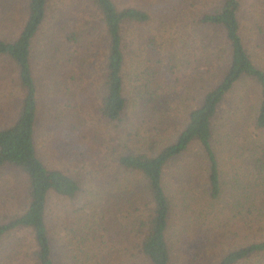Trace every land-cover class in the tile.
Returning <instances> with one entry per match:
<instances>
[{
	"label": "trees",
	"instance_id": "trees-1",
	"mask_svg": "<svg viewBox=\"0 0 264 264\" xmlns=\"http://www.w3.org/2000/svg\"><path fill=\"white\" fill-rule=\"evenodd\" d=\"M53 1L56 0H21L23 16L16 20L12 31L0 33V59L13 66L21 92L11 122L0 127V173L12 172L18 176L11 186L2 182L0 190L5 194L18 187L14 199L20 204L13 212H0V238L24 230L32 243L29 252L19 258L10 253L14 249L2 247L0 264H6L5 261L8 264H192L211 245L210 235L222 231L214 222L224 219V214L238 216L241 224L249 228L252 222L256 228H262L264 137L251 132H264V69L257 63L261 56L256 49L264 48L263 7L253 9L246 0H213L212 6L197 16L196 25L208 34L207 54L202 64L195 61L193 79L178 95L179 100H189L179 110L183 116L181 125L172 134L164 133V137L158 132H142L139 127L144 126L141 116L149 117L155 126L163 110L168 109L167 100L158 99L163 93L157 90L160 85V90L170 88L174 82L172 63L168 56L165 58L156 51L152 36L141 37L139 31L136 44L131 39L126 41L128 29L147 23L149 14L133 6L118 8L111 0H90L105 41L98 110L105 124L117 126L114 133L121 139V143L117 141V146L109 149L110 155H115L101 154L96 166L107 169V162H113L118 173L125 176L122 181L128 182L130 191L127 197L117 190L109 198L97 197L99 202L95 207L90 206L92 209L84 214L81 226H76V218L72 225L69 221L60 222L67 246L63 242L62 246H54L58 222L55 220L54 226L48 218V197L54 195L71 201L79 186L70 174L45 166L35 145L37 82L30 64L33 40L40 35L47 49L56 50L61 41L73 42L77 38L65 26L73 23L64 21L70 17L69 12L55 9L48 13ZM188 2L191 0H183L185 4ZM17 5L15 0H0V12L8 16V28L11 23L15 26L9 16ZM258 35L261 43L257 42ZM130 62L134 63L133 74L127 73ZM125 81L132 88L128 96L124 91ZM242 83L250 88L236 89ZM169 93L172 91L164 94ZM129 108L132 112L127 115ZM123 121L128 124L119 127ZM73 125L68 122L65 128L56 118V137L59 134L66 138L75 132ZM64 130H67L65 135ZM164 139L167 141L163 142ZM192 148L197 152L190 154L185 163L179 162ZM166 176L183 196L189 197L185 208L190 202L200 204L193 210L204 211L205 219L213 212L208 223L199 214L194 228L201 233L193 243L185 241V236L184 242L178 243V228L170 219L173 205ZM6 199L8 196L2 197L3 201ZM122 202L128 209L126 227L115 219L116 215L120 216ZM72 213L74 210H69V215ZM120 227L127 246L125 243L114 249L105 247V240L95 241L105 231L109 232L108 238H118L116 232ZM180 229V236L183 231H189L183 229L182 223ZM191 236L192 233L187 238ZM260 253H264V238L228 249L213 264H235ZM26 257L31 261L21 263L20 259Z\"/></svg>",
	"mask_w": 264,
	"mask_h": 264
},
{
	"label": "rangeland",
	"instance_id": "rangeland-1",
	"mask_svg": "<svg viewBox=\"0 0 264 264\" xmlns=\"http://www.w3.org/2000/svg\"><path fill=\"white\" fill-rule=\"evenodd\" d=\"M15 1L18 5L16 10L14 7L12 8L14 12L9 16L15 21V26L11 23L10 28L6 27L8 16L0 12V33L8 29L12 31L11 28L17 25L16 20L23 16V10H21L23 3H21V0ZM111 1L118 8L133 6L147 11L150 19L143 25L130 27L126 41L129 42V39H131L136 44V35L139 31L141 37L152 36L154 45L157 47L156 51L165 58L168 56L172 63L174 82L170 84V88L160 90L162 88V85H160L161 88L157 90V93H163L158 99L167 100L168 109L163 110L161 119H159V123L156 122L155 126L149 117L141 116L140 119L144 126L139 127L142 132H151L152 134L158 132V134L162 133L165 137L164 133L172 134L174 129L181 125L183 116L179 110H182L184 103H189V100H185V102L179 100L178 95L182 92L181 88H184L186 83L193 79L195 61H197V64H202L207 54L205 39H207L208 34L202 27L196 25L195 20L201 12L212 6L213 0H191V3L188 2L189 4L183 3V0L177 2L170 0V3L163 2L164 0ZM246 1L252 3L253 9L256 6H262L264 9V0ZM55 9L69 12L70 19L65 18L64 21H73V23L65 26L70 31L72 30L77 38L73 42L61 41L57 46L58 48L53 50L51 48L47 49V46H44L43 39H39L41 36L37 35L32 43L30 64L37 82V113L35 119L37 155L45 166L60 169L73 176L79 186L75 198L71 201L60 199L54 195L48 197L46 206L48 218L54 226L55 220L58 222L54 230L56 234L54 246L56 247L57 245L62 246V242L64 246H67V240L63 238L66 236L61 231L60 222L69 221L72 225L73 219L76 218V226H81L84 222V214L89 212L90 206L95 207L99 200L111 197L116 190L123 197H127L130 186L127 184L128 182L122 181L123 175L118 173V168H115L113 162H107V169H104L103 165L101 167L96 166V163L100 162L101 154L106 156L109 153L108 155H110L109 149L114 148V145L117 146V141L121 143L119 136L114 133L117 126L112 127V125L105 124L98 110L101 65L105 52L102 26L90 0H56L50 5L48 13L53 12ZM70 24L73 25L72 28L68 26ZM258 39L257 42L261 43L262 39L259 38V35ZM144 41L145 39L143 43ZM256 49L261 56H258L257 63L264 69V48L257 47ZM256 57L255 55V60ZM133 64V62L128 64L127 73L133 74ZM125 85L124 91L128 96L132 88L127 81H125ZM244 88H250V85L242 83L236 89L241 91ZM167 91H172V94H164ZM20 96L21 92L16 84V74L13 66L9 62L0 59V127L7 126L11 122ZM130 112L132 110L127 109V115ZM56 118L65 128L68 127H66L68 122L69 124L74 123L75 132L67 134L69 136L66 135V138L63 136L61 138L58 134L57 137L60 138L56 141ZM125 124L128 123L123 121L119 127ZM66 132L67 130L63 131L64 135ZM251 133L256 137H264V132L254 131V133ZM73 134L75 135L71 137ZM165 141L167 139H164L163 142ZM194 152H197L196 149H190L179 159V162L184 160L183 163H185V160L189 159L190 154L194 155ZM114 155L110 156L113 157ZM237 165L240 164L237 163ZM93 169H96L97 172H93ZM240 169H242L241 166ZM169 173L171 172L169 171ZM165 180L173 205L170 219L174 221V227L176 225L178 228V243L180 241L181 243L184 242V236L185 241L188 239L189 243H193L195 238L200 236L198 234L201 233L194 228L200 216H203L201 219L208 223L213 212L208 213L207 219H205L204 211L198 213V211L193 210L200 204L192 205L190 202L189 207L185 208V203L189 202V197L183 196V193L175 187L174 181L169 180L168 176ZM4 181L11 186L10 183L14 184L15 181H18V176L12 172L0 173V184ZM17 193L18 187L6 191L5 194L2 189L0 190V195H2L0 196V212L2 210L13 212L20 205L14 199ZM4 196H8L5 201L2 200ZM97 197H99L98 201ZM19 200H21V197H19ZM257 204L259 206V202ZM121 207L122 209L118 214L120 216L116 215L115 219H118V222L126 227V220L129 217L126 218L128 209L125 202H122ZM69 210H74V213L69 215ZM237 217L224 214V219L214 222L222 227V231L216 230L213 235H210L211 245L206 246L199 259L192 264H213L228 249L264 238V226L258 229L252 222L249 228L247 225H242L239 217ZM181 223L183 229L186 228L189 231H183L180 236ZM106 225L108 227V223ZM85 231L90 232L87 228H85ZM108 233V231L102 232L103 237L99 236L95 241L105 240V247H113L114 249H120L126 243V237L121 227L120 231L116 232L118 238H108ZM191 233L192 236L187 238ZM177 238L176 246L178 245ZM31 244L30 236L24 230L10 232L0 238V250H3L2 247L9 250L14 249L15 251L10 253L18 258L29 252ZM125 245L127 246V243ZM172 255L175 254L172 253ZM120 258L123 259L122 254ZM120 258H118V261H120ZM29 261H31L30 257L24 258L23 261L20 259L21 263ZM5 263L8 264L7 261ZM235 264H264V253L251 255Z\"/></svg>",
	"mask_w": 264,
	"mask_h": 264
}]
</instances>
